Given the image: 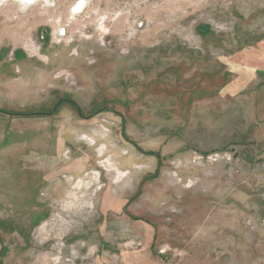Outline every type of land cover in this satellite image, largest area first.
Instances as JSON below:
<instances>
[{"label":"rangeland","instance_id":"374dc122","mask_svg":"<svg viewBox=\"0 0 264 264\" xmlns=\"http://www.w3.org/2000/svg\"><path fill=\"white\" fill-rule=\"evenodd\" d=\"M75 1L0 3V50L52 71L14 82L40 94L25 112L105 108L78 135L93 168L16 228L4 262L264 264V0H90L73 18Z\"/></svg>","mask_w":264,"mask_h":264},{"label":"crops","instance_id":"0c3cea01","mask_svg":"<svg viewBox=\"0 0 264 264\" xmlns=\"http://www.w3.org/2000/svg\"><path fill=\"white\" fill-rule=\"evenodd\" d=\"M61 53V50H51L46 56ZM37 60L23 49L0 50V264H6L4 257L11 248L10 239L16 228L22 232L26 219L35 222L45 216L44 203L55 191L59 192L67 185L62 177L78 178L93 168V150L79 141L78 135L81 132L89 135L86 124L105 111L103 107L84 114L76 101L61 97L49 112L17 115L35 109L32 104L38 102L40 94L34 95L35 84L21 88L13 84L29 78H43L44 83H48L52 78V71ZM63 104L71 109L63 108ZM7 110L10 112H4ZM121 135L131 146L142 151L126 137L124 121ZM147 155H156L159 159L154 152H147ZM157 177L156 173L153 178ZM122 212H126L125 207ZM104 243L99 246L105 248Z\"/></svg>","mask_w":264,"mask_h":264},{"label":"built area","instance_id":"2783aa9c","mask_svg":"<svg viewBox=\"0 0 264 264\" xmlns=\"http://www.w3.org/2000/svg\"><path fill=\"white\" fill-rule=\"evenodd\" d=\"M9 1L10 0H0V3L5 4V3H8ZM89 3H90V0H76L69 8L70 16L73 18H75V17L77 18V17H81L82 15H85L86 12H88ZM67 35H68V25H64L54 33L53 38L56 40L55 42L58 44V43L65 42V40L68 38ZM72 54H74L75 56L78 55L77 48H74L72 50ZM92 56H93V51L91 50L89 52V56L86 58L87 59L86 61H88L89 64L94 63V60L90 59V58H92ZM72 84L74 85L75 82H73ZM78 140L85 143L88 146H94L96 144V142L92 145L88 144L87 140H85L83 134L78 136ZM99 163L100 162L97 163L98 166H99ZM102 170H104V169H102ZM98 177H99V175H98ZM62 178H64L67 182H77L79 180V178H75V177L73 178L72 176H69V175H64Z\"/></svg>","mask_w":264,"mask_h":264},{"label":"bare ground","instance_id":"6f19581e","mask_svg":"<svg viewBox=\"0 0 264 264\" xmlns=\"http://www.w3.org/2000/svg\"><path fill=\"white\" fill-rule=\"evenodd\" d=\"M17 3L20 4V6H28L31 5V4H34L36 0H15Z\"/></svg>","mask_w":264,"mask_h":264},{"label":"trees","instance_id":"16d2710c","mask_svg":"<svg viewBox=\"0 0 264 264\" xmlns=\"http://www.w3.org/2000/svg\"><path fill=\"white\" fill-rule=\"evenodd\" d=\"M17 115L29 116V115H36V113H19Z\"/></svg>","mask_w":264,"mask_h":264},{"label":"water","instance_id":"95a60500","mask_svg":"<svg viewBox=\"0 0 264 264\" xmlns=\"http://www.w3.org/2000/svg\"><path fill=\"white\" fill-rule=\"evenodd\" d=\"M61 101H67V100H66V99H62ZM61 101H59V103H60ZM8 115H9V116H12L13 114L8 113ZM159 159H160V157H159Z\"/></svg>","mask_w":264,"mask_h":264}]
</instances>
